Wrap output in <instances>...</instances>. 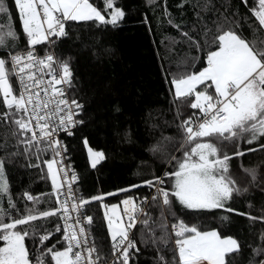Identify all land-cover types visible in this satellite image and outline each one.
Returning <instances> with one entry per match:
<instances>
[{"label":"snow or ice","instance_id":"obj_1","mask_svg":"<svg viewBox=\"0 0 264 264\" xmlns=\"http://www.w3.org/2000/svg\"><path fill=\"white\" fill-rule=\"evenodd\" d=\"M144 7L161 33L158 47L181 49L161 64L167 107L145 118L153 122L139 144L140 182L85 197L73 188L78 176L60 139L84 123L85 105L73 57L59 49L76 26L117 28L126 11L118 0H0V264H138L145 252L154 253L152 264H238L245 249L244 264H264V227L254 241L202 227L212 210L246 217L250 236L264 225V206L258 216L234 207L251 188L264 191V160L243 161L264 153V0H179L175 11L168 0H144ZM142 22L151 31L146 14ZM153 112L171 119L156 121ZM124 141L132 142L127 131ZM83 145L91 167L106 159L87 137ZM17 164L38 169L50 192L14 198L7 169ZM142 187L150 194H138ZM117 194L118 203L104 202ZM45 195L54 206L41 210ZM94 201L104 210L107 251L87 209ZM229 219L221 215V226Z\"/></svg>","mask_w":264,"mask_h":264},{"label":"trees","instance_id":"obj_2","mask_svg":"<svg viewBox=\"0 0 264 264\" xmlns=\"http://www.w3.org/2000/svg\"><path fill=\"white\" fill-rule=\"evenodd\" d=\"M178 2L179 0H168L169 9L175 11L172 5ZM11 3L12 0H9L10 6ZM233 3H238V0H233ZM100 4L102 5V0ZM118 6L126 11L124 21L119 27L97 29L89 25L76 26L77 30L72 33V39L64 40L59 49L63 54L73 57L72 67L80 84L79 96L85 105L80 116L84 123L75 129L72 136L64 139L68 161L79 178L78 193L85 197L115 192L117 188L140 182V178L134 174L136 165L140 162L139 144L147 138L148 124L153 122H146L145 118L149 110L167 107V85L162 79L161 64L167 67L181 51L176 48L169 52L158 47L161 33L157 30L152 12L144 7V0H118ZM241 11L244 9L241 8ZM145 14L151 21V31L149 25L142 22ZM165 31L171 32L172 29ZM77 32L80 35L79 40L76 39ZM162 57L166 59H161ZM115 106L119 107V112L114 110ZM153 117L156 121L171 119V115L160 117L156 112H153ZM5 131L6 128L0 124V142H3ZM125 131L130 133L131 143L124 141ZM166 134H169L167 130ZM85 137L90 147L102 150L106 156L95 168L88 162L83 145ZM262 160L264 153L259 151L254 154L246 153L243 158L245 164L259 163ZM23 163V160L19 162ZM19 164L7 169L14 198L24 190L34 196L50 192V181L41 179L42 173L38 169L20 167ZM132 191L137 192L135 189ZM148 191L142 187L138 194H148ZM120 199H123L122 194L106 196L104 202L118 203ZM249 202L253 205L251 209L248 208ZM53 206L54 198L47 195L37 205L41 210ZM262 206L264 191L259 188H251L248 199L237 201L234 205L238 211H251L252 215L257 216L261 214L259 209ZM87 209L94 216V235L104 238L103 246L107 251L109 240L102 208L99 207V202L94 201ZM221 215H228L230 218L223 227L219 220ZM248 225L247 218L236 212L212 210L203 213V228L215 227L225 235L254 241L264 225L257 222L251 236ZM45 226L51 227L50 224ZM152 255L154 253L145 252L139 257L138 264H152ZM247 255L248 250L245 249L238 264H244Z\"/></svg>","mask_w":264,"mask_h":264},{"label":"built area","instance_id":"obj_3","mask_svg":"<svg viewBox=\"0 0 264 264\" xmlns=\"http://www.w3.org/2000/svg\"><path fill=\"white\" fill-rule=\"evenodd\" d=\"M78 126H79V125H78ZM78 126H76V128H77ZM76 128H75V129H76ZM75 129H73V132L75 131ZM66 137H69V136H67V135L64 134V133H61V134H60V139H62V141L64 142V144H65L64 139H65ZM66 163L70 164L69 161H68V158L66 159ZM70 165H71V164H70ZM78 183H79V178H78V180L73 184V188H78ZM77 194L79 195V193H77ZM148 194H150V190L148 191Z\"/></svg>","mask_w":264,"mask_h":264},{"label":"rangeland","instance_id":"obj_4","mask_svg":"<svg viewBox=\"0 0 264 264\" xmlns=\"http://www.w3.org/2000/svg\"><path fill=\"white\" fill-rule=\"evenodd\" d=\"M86 154H87V149H86ZM87 158H88V156H87ZM88 162H89V160H88ZM89 164H90V162H89ZM91 165V164H90ZM45 171H46V168H45ZM102 211H104L103 209H102Z\"/></svg>","mask_w":264,"mask_h":264}]
</instances>
